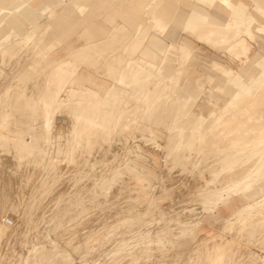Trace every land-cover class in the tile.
Masks as SVG:
<instances>
[{
  "label": "bare ground",
  "instance_id": "6f19581e",
  "mask_svg": "<svg viewBox=\"0 0 264 264\" xmlns=\"http://www.w3.org/2000/svg\"><path fill=\"white\" fill-rule=\"evenodd\" d=\"M39 1L0 0V77L9 62L18 59L20 52L25 51L30 45H34V47L37 45L27 66L0 89V151L11 154V156H6L5 153H0L1 159L4 161L3 165L0 163V168H2L0 170L6 169L4 165L9 159L10 161L6 162L7 170L14 171V168L8 169L7 163L11 165L10 162L14 161L8 157H13L14 164L18 167L21 165L22 169L19 168V171H22L19 175L22 174V177L17 173L20 177L17 178L13 172L14 178L9 171L10 175L7 174L9 178L4 177L5 181L0 180V182H5L4 185H2L3 182L0 183V186L6 187H1L2 190L17 185L12 183L11 185V179L16 183L19 181L20 185L21 178H29L25 176L32 170L34 171H32L33 175L35 172L37 175L38 172H42L41 180L33 185L32 190L28 186L26 188L30 189V193H25L31 199L26 201L29 206L21 212L22 224L27 225L28 230L37 228L41 223L43 225L51 224L50 230L58 232L65 221L68 222V220L74 219L73 215L84 212L89 205L86 207L85 202L84 204L81 202L78 194L77 199L70 200L65 206L59 203L63 200H60L58 196L60 194L62 196L71 184L66 186L63 182L65 185L62 187L66 186V189L64 192L62 188L60 192L61 185L56 184L60 178L59 175L56 176L58 173L57 162H62L64 159L68 165L77 160L76 165L73 163L74 165L69 167L75 166L71 168V171L79 173L80 176L83 174L81 172L84 166L85 174L89 170L94 171L98 161L97 158L93 161H91L92 158L89 160V156L94 154L93 151L100 148L102 143L107 142L109 148V140L112 135L115 137L117 134L129 131L128 135L125 136L124 133L122 138L114 139V142L119 140L121 144L124 143L121 149L123 153H120L121 151H116V153L119 152L121 157L123 154H128V156L132 154V160L130 159L133 163L132 166H129L128 159H125L118 166L112 167L111 165L112 168H109L108 174L102 175L106 171L103 169L102 174L94 176L90 196H87L89 197L87 200L88 204L91 203L90 206H93L92 210L94 206L102 204L103 199L101 200L100 197L107 198L109 188L115 184L117 186L118 181H122L123 177H126L123 174H127L126 178L130 176L132 185H128L129 182L126 181L128 179L124 178L127 183L124 181L123 183L127 185L125 186L121 182L119 192L116 193L119 197L121 195L122 198L125 196L128 199L127 196L134 192L132 199L127 206L119 203L120 200L116 202L118 197L114 201V198L110 201L121 204L119 207H123L120 211H124L125 214L114 224L110 223V220L114 218L109 217L108 221L111 225L108 222L102 224L104 228V225L108 224L105 230L98 232L95 229L91 232L88 231L90 226H84V229L88 227L87 233L83 231L80 235L86 233L84 242H90V246L83 250L85 254L100 245L111 231L122 226L128 228L129 222H133L134 219L143 222V219L146 220L150 215V208L144 207L141 210L130 212L134 206L150 200L149 193L147 194L146 191L148 183L142 182L144 179L148 180V173L135 166L134 160L139 158V149L134 145H125L128 138H130L129 143L130 140L139 137L142 144L143 142L150 143L151 147L162 154L164 164L161 161L160 166L163 165L167 170L166 172L164 167L161 168L165 171L166 180L163 179V171L159 172L162 176H160L161 180L163 179L162 182H166L169 180V176H172L169 175V170L172 168L171 171L175 170L174 173L179 170H187L186 172L192 173L190 175L192 177L190 184L193 183L191 186L187 180L189 175L185 178L186 173L182 174L189 186H187L188 190L187 187L185 188L187 192L185 194L183 192L185 198L182 193L178 195L177 191H175L177 194L173 192L174 187L171 186L173 182L175 183V177L171 180L170 186L168 185L172 188L170 191L177 195L178 200L180 199L179 208L182 201L187 200L186 202H188L194 199L200 205L199 213H204L212 211L218 205H223L224 200L230 198L231 195L245 201L219 222L221 224L217 228L223 233L219 231L217 235H211L205 239H198L194 234V228L199 224L200 217L194 218L197 214L193 211L198 210V206L196 208L185 207V212L188 215L183 212L184 217H172V213L166 224L159 223L160 227L159 224L157 225L159 229L157 230L155 227L157 231L148 236L153 243L151 248L165 249L164 244L171 243L165 237L172 234L177 243L185 237L188 238L191 243L189 252L194 255L192 257L196 258L190 262H185L186 259L179 262V259L175 258L168 262L169 264H264V24L259 21L264 18V0H134L137 5L136 9L132 8L131 0H56L52 6L42 5L36 9L35 6L40 3ZM43 15L45 16L43 17ZM36 16L40 20H36ZM67 40L70 42L69 44H67ZM251 44H255L257 47L252 54L250 53ZM62 45H65L66 49L64 48L62 58L57 60L52 56V52L61 50ZM198 45L221 55V58L213 57L208 63H203V66L210 72V85L206 92H203L200 86H190L187 75L190 63L199 59L195 53ZM235 59L240 61L243 59V61H241L238 70L233 72L231 63ZM80 67L84 69L81 70ZM202 94H207L210 104L217 98H222L223 101L222 103H213V108L203 115L196 110L197 104H195ZM53 114L63 115L68 120L67 133L62 139L63 142L60 141V135H53L54 124L53 116H51ZM12 122L17 124L20 122V125L22 122L24 127L21 125L20 128L19 124H15L16 128H12L14 124H10ZM102 147L101 149L104 151L107 148ZM112 148L115 150L116 147ZM100 153L101 151L98 153L99 156L96 155L98 158ZM120 155H118L119 159ZM1 159L0 162H2ZM28 163L32 164L30 166L33 169L28 168L31 170L30 172L28 169L25 170L29 172L25 175L26 172L23 173L22 165H26V167L23 165L24 168L30 167ZM61 165L65 168L63 162ZM61 165H58L59 168ZM104 165L106 168L110 166L106 163ZM121 165L123 169L119 170ZM86 166L88 167L87 171ZM34 167L39 171L34 170ZM63 167H61L62 171H64ZM174 167H178L179 170ZM66 170L62 174L65 173L67 177H70L72 172L68 176L66 173H69L70 169L66 168ZM62 171L59 170V172ZM135 171L138 172L136 175ZM6 173L8 172L2 171L1 173L0 171V174H3L2 177ZM66 176L65 180H67ZM91 176L93 177V172ZM2 177L0 176V179ZM72 178H75V175ZM76 178L75 180L79 182L80 177ZM25 180L24 182H26ZM33 182L34 180L31 184ZM59 182L62 184L60 180ZM77 183L75 184L78 187ZM161 183L159 185L161 189L154 192L162 193L159 195L164 198L171 192L165 194L164 191L168 190L167 184L162 186ZM5 184L9 186L7 187ZM23 184L18 187L25 191ZM29 184L30 182H28ZM54 184H56L55 187H60L59 190H54L55 192L59 191L58 196L55 193L54 198L56 200L57 196V200L54 201L61 207L56 205L55 210L57 211L51 208L44 209V207H39V204L35 206L36 201L34 207L33 205L31 207L33 199L36 197L33 198L35 193L37 192L39 195L50 193L52 190H48L51 187L53 189ZM90 184L87 181L85 185L88 187ZM177 186L176 189L178 188V192H180L181 185ZM14 188H10L13 190L9 191L10 195H7L8 190L3 191L4 198L7 199L10 196L11 200L10 198L7 200L13 201L14 195H11V192L14 193ZM84 188L82 187L83 191ZM72 191L74 190L69 192ZM18 192L17 189L14 194ZM49 193L47 195L50 197ZM169 196H171L170 204H172L174 194ZM15 197L17 201V196ZM45 197L46 194L44 200L49 198ZM162 197L161 199H163ZM4 198H0V207L3 205L5 207L6 203L3 204L4 202L11 204L10 201H4ZM54 198L52 197L50 200L53 202ZM37 199L39 200V198ZM157 199L152 201H155L156 204L158 203ZM50 200L48 201L50 202ZM124 200L122 199L120 202H124ZM251 201L254 202V206L250 205ZM110 202L109 204H111ZM39 203L41 202L39 201ZM159 203L158 205L161 207L162 204ZM161 203H165L164 200ZM166 203L169 202L166 201ZM7 206L9 207V205ZM100 206L97 207L100 208ZM170 206L176 210L177 206ZM160 207L156 208L161 209ZM137 208L139 209V207ZM17 210L19 209L17 208ZM51 210L54 212L45 216ZM161 210L164 211V209ZM71 211H74V214L70 213ZM0 212L2 214L0 215V237L4 234L5 236L6 234L14 237L19 236L22 231L16 230L13 222L10 227L6 226L4 224L6 218L3 217L2 211ZM114 212L113 209L111 213ZM160 212L162 213V211ZM92 214L86 215L87 221L91 220ZM135 216L138 219L134 218ZM97 217L95 216L93 222L98 219ZM84 218L79 225L74 226L81 227V223L86 221ZM100 218L102 217L100 216ZM90 222L92 223V221ZM97 224L99 225V223ZM93 225L96 226V224ZM174 225L175 230L172 231ZM7 229H9L8 233ZM72 229L74 230V227L71 230L68 229V232L72 231L67 236L68 239L73 238V233L77 235ZM79 229L81 230V228ZM231 229H234V232L231 233ZM224 233H228V236H225ZM64 234L65 232H58L57 242L53 244V248L57 251L51 255L54 257L56 254L61 261L56 262V259L45 257L42 255L43 252L36 250L34 264H39L37 261L42 264H74L71 256L60 246ZM125 237L124 235L114 239L115 243L110 250H107L109 256L110 253L119 256L126 254L122 258L129 257L131 259L130 256L134 254L132 252L127 255L130 248L126 249L128 245L124 246V243L130 239L141 238L142 235L130 236L129 239H125ZM179 238L182 239L179 240ZM75 240H73V244ZM49 241L51 238L47 239V242ZM63 241L68 242L66 239ZM16 242L14 241V243ZM73 244L71 242L70 246L66 247H71ZM109 245L111 244L109 243ZM252 245L258 252L261 250V253H254L251 250ZM38 248L46 250L43 245ZM82 248L80 249L82 250ZM50 249H52L51 246ZM79 251L76 250V252ZM95 253V255L98 254V252ZM94 254L93 256L96 257ZM93 256L90 258H94ZM1 262L4 264L3 261ZM146 263L149 262L145 260ZM130 264L135 263L132 260Z\"/></svg>",
  "mask_w": 264,
  "mask_h": 264
},
{
  "label": "rangeland",
  "instance_id": "374dc122",
  "mask_svg": "<svg viewBox=\"0 0 264 264\" xmlns=\"http://www.w3.org/2000/svg\"><path fill=\"white\" fill-rule=\"evenodd\" d=\"M55 1L56 0H40L39 2L40 3H38L36 6H35V8L37 9V8H39L40 6H52V5H54V3H55ZM131 5H132V8H134V9H136L137 8V5H136V3L134 2V0H131ZM43 14H45V13H43ZM45 15H43V17H44ZM40 20V18H38V16H36V20ZM42 20V19H41ZM259 21L262 23V24H264V18H262V19H259ZM70 42L67 40V44H69ZM200 45H198V46H196V49H195V53L199 56V59L197 60V61H195V62H191L190 63V66H189V70H188V73H187V75L189 76V85L190 86H200L201 87V89L203 90V92H206L207 91V89L209 88V85H210V83H209V75H210V72H209V70L207 69V68H205L204 66H203V63H208L209 61H211L212 60V58L213 57H219V58H221L220 56L221 55H219V54H217V53H214V52H212L211 50H208L207 48H205V47H202V46H200ZM250 53L252 54L255 50H256V45L255 44H251L250 45ZM36 48H37V45L34 47V45H30V47H28L25 51H23V52H20L19 53V57H18V59H15V60H11L10 62H9V64L4 68V73L2 74V76L0 77V89L3 87V86H5V85H7L10 81H11V79L13 78V77H15L17 74H19L26 66H27V63H28V61L31 59V56L35 53V50H36ZM65 48V45H62V49L61 50H57V51H53L52 52V56L54 57V58H56L57 60H59V59H61L62 58V56H63V53H64V50L66 49H64ZM59 49V48H58ZM27 56V57H26ZM241 61H243V59H241ZM241 61L239 60V59H235L232 63H231V70L233 71V72H236L237 70H238V68H239V66H241ZM196 67V68H195ZM80 69L81 70H83L84 68L83 67H80ZM105 80L106 81H108V79L107 78H105ZM109 82V81H108ZM109 84V83H108ZM62 97V96H61ZM222 98H217L216 100H215V102H212L211 104L208 102V96H207V94H202L197 100H196V102H195V104H197V111H199L200 113H202L203 115H205V114H207L212 108H213V103H222ZM51 116H53V129H52V132H53V135L55 134V135H60V141L61 142H63L64 140H62V139H64V137L66 136V134L65 133H67V127H68V123H67V118L65 117V116H63V115H59V114H53V115H51ZM164 118V117H163ZM21 121V120H20ZM14 122H12V123H10V124H13ZM15 124H17V123H14L13 124V126L15 125ZM19 124V127L22 125V122H21V125H20V122L18 123ZM17 124V125H18ZM17 125H15L14 127L12 126V128H16V126ZM9 126V125H8ZM22 127H24L23 125H22ZM162 127V126H161ZM10 128V127H9ZM21 128V127H20ZM125 133V136H126V134L128 135V133H129V131H128V133L125 131L124 132ZM124 133H121V134H117V135H115V137H114V135H112V138L109 140V148H108V142L107 143H102V146H105V147H107L106 149H105V151L104 150H102L101 149V147L99 148H97L96 150H94L93 152H94V154H92V156L90 157L89 156V160H91L90 158H92V160L91 161H93L94 159H96L98 162L95 164V170L94 171H91V170H89V171H87V169H88V167L86 166V171H87V173L85 174L83 171H84V167H82V172H81V170H80V172L81 173H83V174H81V176H82V178H81V176H80V174L79 173H77V172H73V171H71V168H73V167H75V166H73V167H69V166H72V164L74 163L75 164V162L77 161H75L74 160V162L73 163H69V164H71V165H67L66 164V162H65V160L64 159H62V162H63V165H65V168L61 165L62 164V162L61 161H59V162H57V167L59 168V164L61 165L60 166V168H59V170L61 169V171H62V168L61 167H63L64 168V171L66 170V168L67 169H70L69 171V173L67 172L66 174H68V176H69V174L72 172V174H70L71 176L70 177H67L66 175H65V173L64 174H62L64 171H62V172H59V170H58V168H57V172L58 173H61L62 174V176H60L61 174H56V176H58L59 175V177L63 180V178H64V180H65V176H66V178H67V180H65V181H67V182H65L64 180L62 181L60 178H58V182L56 183L57 185L59 184V186L61 187V189H60V187L59 188H57V187H55L56 186V184H54V188L52 189V187H51V189L50 190H48V191H51L49 194H51L50 195V197L52 198H54V195H55V193H56V195L57 194H59V191L57 192H55L54 190H59L60 189V192H61V190H62V185H65L66 184V186H68L69 185V183L71 184V186L69 185L68 186V189H66V186L63 188V191L65 192V190L64 189H66V192L61 196V194H60V196H58V198H60V200H63V202L62 201H59V203L60 204H63V206H65V205H67V203L70 201V200H74V199H77L78 198V196H79V199L81 200V202L84 204V202H85V204H86V210L84 211V212H82V213H78L77 215H73L74 216V219L72 218V219H70V220H68V222L67 221H65V223L63 222V219H62V222L64 223L62 226H61V228H59L58 229V232L59 231H62V232H65V234H64V236L61 238V239H63V240H68V242H64L63 240L60 242V246H61V248L62 249H64L70 256H71V258H72V263H74V264H130L131 263V261L133 260V262L135 263V264H145V260L146 261H148L149 263H146V264H169L168 262H170L171 260H173V259H175V258H178L179 259V262H182L184 259H186V261L185 262H190V261H192V259H194V258H196V257H192V256H194L193 254H190V252H189V248H190V246H191V243L189 242V239L187 238L186 239V237H185V239H182V238H179V240L180 239H182L179 243H177V241H176V239H175V237H174V235H172V234H170V235H168V236H166L165 237V239H167V240H169L171 243L169 244H164L165 245V249H160V250H157V249H154V248H151L152 247V245H153V243L151 242V238H149L148 236L150 235V233H151V235L154 233V232H156L159 228H157L158 226L160 227V224L161 225H164V224H166V222H167V220H170V216L172 215V213H173V215H172V217H175V216H179V217H184V213L183 212H185V207H189V206H191V207H189V208H196L197 206V208H198V210L197 209H195V211H193V212H195L197 215H195L194 216V218L196 217V216H199L200 217V221H199V224L194 228V234H195V237L196 238H198V239H205V238H207V237H210L211 235H217V233H219V228H217L221 223H219V222H221V220L222 219H224V218H226L233 210H235L236 208H238V207H240L242 204H244L245 203V201L243 200V199H241V198H238V197H236V196H234V195H231L230 196V198H227L226 200H224V204L223 205H218V206H216L215 208H213L212 209V211H205L204 213H199V211H201V209H200V205L198 204V202H196L194 199L193 200H189L188 202H184V201H182V203H183V205H182V203H181V206H180V208L178 207L179 205H180V203H179V201H180V199L178 200V198H177V193H178V195H181V193L183 194V192H184V194H185V192H187L186 190H185V188L188 186L187 185V181H186V179H184V176L182 175L183 173L185 174V178L186 177H188V175H189V177L187 178V180H188V184H190V180H191V176L190 175H192V173H189V172H186L187 170H185V171H180L179 170V168L178 167H174V169L176 168H178V170L180 171H178L179 173H180V175L178 176V172L176 171V173H174V171L172 172L171 170H173V168L172 169H170L169 171H170V174L169 175H172L171 177L169 176V180H167L166 182H162L163 181V179L164 180H166V178L167 177H165L164 176V173H165V171L167 172V170H166V168L162 165V166H160L162 163L164 164V162L162 161V158H163V156H162V154L161 153H159L158 151H156V149L155 148H153V147H151V145H150V143H144L143 142V144H142V140H140L139 139V137H136V138H134V139H132V140H130V142L128 143V141H129V139L130 138H128V141H126V143H125V145H134V146H137L138 147V153H139V158L137 157V159H135L134 161H135V166L136 167H138V168H140V169H143V170H146L147 171V173H148V180L147 179H144V180H142V182H144V183H148V186H147V189H146V191H147V194H148V196H149V198H150V200H146L145 202H143L142 204H139V205H137V206H134V209L132 210L131 209V211L130 212H135V211H137V210H141V209H143L142 207H144V208H150V215L146 218V220L145 219H143V222H141V221H135L136 219H134L133 220V222L131 221V222H129V226H128V228H125V227H121V228H118V229H116L115 231H111V233H109L108 234V237L107 238H105L104 240H103V242L100 244V245H97L93 250H91L90 251V253H87V254H85L84 253V251L83 250H85V247L86 248H88L87 246H90L89 244H90V242L88 243H85L84 242V239H85V234L87 233V228L90 226L91 228L94 226L95 228L93 229H91V228H89V230L88 231H91V230H97L98 232L99 231H103V230H105V228L108 226V224L109 225H111L110 223H112V224H114V222L115 221H117V219H119L121 216H123L124 214H125V212L123 211V212H121L120 211V209L124 206L123 204H125L126 206L128 205V203L131 201V199H132V195H133V193L134 192H131L130 194H131V197H130V194H129V196H127L128 197V199L127 198H125V196H123L124 198H125V200H124V198H122L121 197V195H120V197L117 195V193L116 192H119L118 190H119V187H121V184L123 183V181L125 182V179H128V180H126V181H128L129 183H128V185H132L131 184V182H130V180L131 179H129L130 178V176H128V178H126L127 177V174H123V176H126V177H123V179H122V181L121 180H119L118 181V184H117V186H116V184L115 185H112L110 188H109V190H108V196H106L107 198H104L103 196H101L100 197V199L102 200V204L101 203H99V205H97V206H100V208L99 207H97V206H94V208H93V210H92V205L90 206V204H88V198L89 197H87V196H90V191H91V185H92V182H93V180H94V176H97V175H100V174H102V172H103V169L104 170H106L105 172H103V174L102 175H105V174H108L109 173V168L111 169L112 167H114V166H118V165H120L121 164V162H123V160H125V159H128V161H127V163H129V166H132L131 164H133L131 161H130V159L132 160V154H129V156H128V154L127 155H125V154H123L124 155V157H123V155H122V157H121V155L119 154V152L121 151V149L123 148L122 147V145H124V143H122L121 144V141H119V140H117V142H116V140H115V142H114V139H119V138H122L123 137V135H124ZM123 134V135H122ZM63 135V136H62ZM120 135V136H119ZM129 137V136H128ZM111 140H113V141H111ZM141 141V142H140ZM111 143V144H110ZM117 143V144H116ZM128 143V144H127ZM115 144H116V146H115ZM147 144H149L150 146H146ZM113 145V146H112ZM110 146H112V147H116L115 148V150H114V148H112V147H110ZM103 148V147H102ZM101 149V150H100ZM104 149V148H103ZM113 149V150H112ZM0 150H1V148H0ZM110 150H112V151H110ZM96 151V152H95ZM101 151V153H100V157L98 158L97 156H99V152ZM103 151V152H102ZM116 151H119L118 153H116ZM156 153H155V152ZM3 152V154L5 153V155L6 156H11V154H9V153H7V152H4V151H2ZM1 151H0V153H2ZM111 152H112V154H111ZM120 153H123V151H121ZM3 154H1V155H3ZM115 154V155H114ZM141 154V155H140ZM97 155V156H96ZM102 155V156H101ZM118 155H120V159H119V157H118ZM95 156V157H94ZM114 156V157H113ZM105 157H109L108 158V160H107V158H105ZM117 157V158H116ZM141 157V158H140ZM4 158V157H3ZM8 158H11L12 160L11 161H13V163L12 162H10L11 163V165L12 166H14V167H12L11 165H9V163H7L8 164V169L11 167L14 171H10V169L9 170H7V166H6V162L7 161H10ZM7 159V161L5 160V159H3V160H5L6 162H5V167H6V169L5 170H0L1 171V173H2V171H5V172H8V173H6L5 174V176H3L2 177V175L3 174H0V176L3 178H1L0 180H4L5 181V178L4 177H7V179L9 178V176H7V174H9V171H10V174H11V176H13L14 178H15V174H16V177L17 178H20V177H22V174H20L19 175V173H22V171H19L20 169H21V165H19V167L16 165V164H14V162H15V159L13 158V157H8ZM122 158V159H121ZM0 159H1V156H0ZM78 159V158H77ZM100 159H101V161H100ZM103 159H105V160H103ZM113 160L114 162L112 163L111 161ZM120 160V161H119ZM1 161H2V159H1ZM78 161H79V159H78ZM110 161V162H109ZM161 161H162V163H161ZM4 161H2V162H0V163H2V165L4 164L3 163ZM61 162V163H60ZM116 162V163H115ZM107 164V165H110V166H108L107 168H106V165H104V164ZM109 163H111V164H109ZM25 164H27V163H25ZM25 164H23L25 167H26V165ZM73 164V165H74ZM77 164V163H76ZM75 164V165H76ZM115 164V165H114ZM22 165V168H23V173L25 174V172H26V174L25 175H27V173H29L32 169H33V167L31 168V166L30 165H32V164H29L28 163V165L30 166V167H28L27 166V168H24V166ZM69 167H67V166ZM111 165H112V167H111ZM104 166V168H102ZM0 167H1V165H0ZM5 167H3V168H5ZM16 167V168H15ZM97 167V168H96ZM162 167H164V169H165V171H163L161 168ZM18 168V169H17ZM20 168V169H19ZM28 168H30L31 170H29ZM119 170H122L123 169V166L121 165V166H119ZM0 169H2V168H0ZM16 169V170H15ZM29 170V172L28 171H25V170ZM101 169H102V171H101ZM7 170V171H6ZM17 170H18V172H17ZM22 170V169H21ZM34 170H36L35 169V167H34ZM73 170V169H72ZM108 170V171H107ZM163 171V173H162V171ZM16 171V172H15ZM33 171V170H32ZM31 171V172H32ZM36 171H39L38 170V168H37V170ZM66 171H68V170H66ZM65 171V172H66ZM85 171V172H86ZM97 171V172H96ZM149 171V172H148ZM161 171V172H160ZM14 172V175H12V173ZM29 173L27 176H25V175H23V176H25V177H29V178H25V179H27V180H25V179H23V178H21L22 179V183L20 184V185H22L23 184V182H24V180L27 182H30V184L28 185V182H27V184H26V182H24V186H22V188L24 187L25 188V191L24 190H22L21 189V187L19 188L18 186H20L19 185V181L17 180V178H16V180L18 181L17 183L16 182H14L11 178V182L10 181H7V182H10V184L12 183V184H17L16 186H13L12 184V186L10 187L9 185V183H7L6 182V184H9V185H6L8 188L7 189H5V190H2V188H6V187H4V186H0V193H2V194H0L1 196H0V198H4V196H3V191H7L8 190V193H7V195H10V192L9 191H13V190H10V188L12 189L13 187H15L14 188V193H16L17 192V189H18V191L19 192H22V193H24V194H22V193H17V194H14L13 192H11V195H14L13 196V198H12V200L13 201H10L11 200V198H10V196H8V198L7 199H9L10 198V200H7L6 198H4V201L5 200H7V201H10V203L11 204H8V202H4L3 204H5L6 203V205H5V207H4V205L2 206V207H4L5 208V210L3 211V209L4 208H2V207H0L1 209H0V211H2V213H3V217L5 216V221H4V224L6 225V226H8V227H10L11 226V222H13V224H14V226L16 227V230H21L22 231V233L19 235V236H16V237H14V236H12V235H9V234H6V236H5V234L4 235H2L1 237H0V264L2 263L1 261H3V263L4 264H34V262L36 261H34V259H35V253H36V250H38V251H41V253L43 252V254L42 255H44L45 257H51V258H53V260L54 259H56V262H60L61 260H60V258H59V256H57L56 254H55V256L54 257H52L51 255H52V253L54 254L57 250H55L54 248H53V244H55L56 242H57V238H56V236H58V232L56 231V232H52L51 230H50V225H43V223H41V224H39V226L37 227V228H34V229H30V230H28V227H27V225H25V224H22V211L23 210H25V208H27L29 205H27V203H26V201L27 200H30L31 198L29 197V195H27L28 193H30V189L33 187V185L34 184H36L37 182H38V180H41V176H42V172L41 173H39L38 172V175H37V173H36V176H35V173H34V175H33V172L32 173ZM92 172H93V177L91 176L92 175ZM96 174H95V173ZM136 173H135V175L138 173L137 171H135ZM162 173V176H163V179L161 180V174L160 173ZM171 172H172V174H171ZM4 173V172H3ZM17 173H18V175L20 176H18L17 175ZM174 173V174H173ZM9 174V175H10ZM91 174V175H90ZM95 174V175H94ZM177 174V175H176ZM31 175H33V177H34V179H33V177L31 178V180L33 179L34 180V182L31 184V182L33 181H31L30 180V177H31ZM74 175H75V178H72V177H74ZM176 175V176H175ZM10 176V177H11ZM64 176V177H63ZM80 177V180H79V182H78V180H75V179H77L76 177ZM161 176V177H160ZM181 176V178H178L177 179V177H180ZM182 176H183V178H182ZM165 177V178H164ZM175 177V178H174ZM13 178V179H14ZM35 178H36V180H35ZM174 178V180H175V183L173 182L172 183V188H173V192H175V191H177V193L175 194V193H173V192H171L172 191V188L171 187H169L170 185V183H171V180ZM9 179V180H10ZM21 179H19L20 181H21ZM29 179V180H28ZM75 181V182H71V181H73V180ZM79 179V178H78ZM87 179V180H86ZM89 179V180H88ZM160 180V182H159V180ZM59 180L62 182V184L59 182ZM92 180V181H91ZM139 180V179H138ZM180 180H182L181 182H179ZM183 180H185L184 182H183ZM193 180V179H192ZM4 181H1L0 183H2L3 182V184L2 185H4ZM79 183H77V182ZM88 181V183L90 184V185H88V187H87V185H85L86 184V182ZM132 181V180H131ZM141 181V180H140ZM63 182L65 183V184H63ZM122 182V183H121ZM162 182V183H161ZM192 182V181H191ZM73 183H74V185H73ZM75 183H77V185H78V187L76 186V184ZM85 183V184H84ZM125 183H127V182H125ZM125 183H123V184H125ZM160 183H161V185L162 186H164V185H166V187L168 188V190L167 191H164L165 192V194H168L169 192H171L170 194L171 195H173L174 194V196H175V199H174V196L172 197L173 198V201L175 200L176 201V199L178 200L177 202L179 203H177V202H173L172 201V204H170L171 203V196H167V195H165L164 196V198L161 196V195H159V194H162V193H158V192H154L155 190L157 191V189L159 190V189H161V187H159V185H160ZM166 183V184H165ZM68 184V185H67ZM83 184V185H82ZM178 184H180L181 185V187H180V185H178L179 187H180V189H179V191L180 192H178V188L176 189V186ZM185 184H186V186H185ZM193 183H191L189 186H191ZM31 185V186H30ZM82 185V186H81ZM127 184H125V186H126ZM169 185V186H168ZM176 185V186H175ZM183 185V186H182ZM27 186H28V188L30 187V189H26L27 188ZM73 186V190L74 191H72L71 193L69 192L70 190H72L71 189V187ZM74 186H76L75 187V189H74ZM81 186V187H80ZM87 187V189H86V187ZM115 186V187H114ZM177 186V187H178ZM188 186V187H189ZM2 187V188H1ZM82 187L85 189L84 191L86 192H84L83 191V189H82ZM115 188V189H111V188ZM159 187V188H158ZM183 187H184V189H183ZM188 187H187V190H188ZM23 188V189H24ZM56 188V189H55ZM78 188V189H77ZM163 188V187H162ZM181 188H182V190H181ZM20 189V190H19ZM170 189H171V191H170ZM22 190V191H21ZM28 190V191H27ZM32 190V189H31ZM76 190V191H75ZM83 192H82V191ZM115 190V191H114ZM24 191V192H23ZM35 191V190H34ZM114 191V192H113ZM150 191V192H149ZM153 193H152V192ZM27 194H26V193ZM67 192H69V193H67ZM47 192L46 193H43V194H41V195H39L37 192L35 193V195L33 196V202H32V204H31V207H32V205H33V207H34V202L36 203L35 204V206L36 205H38L39 204V207H44V209H48V208H51L52 210L54 209V211H57V210H55V208H56V205H58V207H61V205L60 204H55V201L57 200V196H56V200H55V198L53 199V202H52V200H50L51 198L49 197V195H47L48 194ZM63 193V192H62ZM74 193V194H73ZM111 195H110V194ZM155 193V194H154ZM45 194H46V197L48 196L49 198L47 199L46 197V199L47 200H44V196H45ZM77 194H78V196H77ZM150 194H151V196H150ZM152 194H153V196H152ZM183 194V197L185 198V195ZM53 195V196H52ZM116 195V196H115ZM156 195H158L159 196V198L157 199V197L158 196H156ZM6 196V195H5ZM15 196H17V201H19L18 203H17V201H16V197ZM22 198H21V197ZM111 196V197H110ZM67 197V198H66ZM83 197V198H82ZM85 197V198H84ZM87 197V198H86ZM108 197H109V199H108ZM118 197V199H116L115 200V198H117ZM130 197V198H129ZM151 197H152V199H151ZM161 197L163 198V199H161ZM179 197V196H178ZM191 197H193V196H191ZM27 198V199H26ZM37 198H39V200L37 199ZM43 198V199H42ZM65 198V199H64ZM114 198V199H113ZM157 199L156 200V202H160L159 204H162L161 205V207H160V205H158V203H156L155 204V201H152V200H154V199ZM170 198V199H169ZM180 198H181V196H180ZM183 198V199H184ZM23 199V200H22ZM105 199H107V200H109V201H104ZM113 199V201L115 200L116 202H117V200H120V201H122V199L124 200V202H120L119 201V203H121L123 206L122 207H119V206H121V204H119V203H116V202H113L112 201V203L110 202L111 200ZM167 199V200H166ZM48 200H50V202L48 201ZM55 200V201H54ZM65 200V201H64ZM163 200H164V202L165 203H161V202H163ZM168 201L169 203H166V201ZM15 201H16V203H15ZM24 203H23V202ZM39 201L41 202V203H44V204H46V205H44V204H41V203H39ZM42 201H44V202H42ZM193 201V202H192ZM0 202H1V199H0ZM2 202H3V200H2ZM13 202V203H12ZM48 202H49V204H48ZM104 202H105V204H104ZM109 202L111 203V204H109ZM192 202V203H191ZM20 203V204H19ZM119 204V205H116V204ZM175 203V204H174ZM187 203H188V206H187ZM251 204L250 205H252V206H254V202L253 201H251L250 202ZM13 204V207H11V205ZM15 204V205H14ZM42 206H41V205ZM108 204H109V206H108ZM153 204H154V207H153ZM163 204H164V206H167V204H169L168 206L170 207H165L166 208V210L168 211H166L165 210V208H164V206H163ZM186 204V205H185ZM193 204H195V205H193ZM7 205H9V207L7 206ZM18 205V207H16ZM52 205V206H51ZM116 207H115V206ZM156 205V206H155ZM170 205H174V207H176V210L172 207V206H170ZM185 205V206H184ZM0 206H1V203H0ZM6 206L8 207L7 209H6ZM51 206V207H50ZM104 206V207H103ZM111 206V207H110ZM108 207H110V208H108ZM119 207V208H118ZM137 207H139V209L137 208ZM156 207H160L161 209H164V211L163 210H161V209H158V208H156ZM17 208L19 209V210H17ZM108 208V209H107ZM117 208H118V210H117ZM172 208H173V210H172ZM8 209H10V210H8ZM89 211H88V210ZM114 209V213H111L112 212V210ZM117 211H116V210ZM154 209H155V211H154ZM184 209V210H183ZM52 210L50 211V212H48V213H46L45 214V216L46 215H48V214H50V213H53L52 212ZM182 210V211H181ZM94 211H95V214H94ZM111 211V212H110ZM160 211H162V213L160 212ZM170 211H171V214H170ZM180 211V212H179ZM8 212H9V214H8ZM127 212H129L128 210H127ZM154 212V213H153ZM70 213H72V214H74V211H71ZM93 213V214H92ZM119 213V214H118ZM168 213V214H167ZM191 213V212H190ZM199 213V214H198ZM89 214H92L93 215V219L91 218V220L90 221H92V223L90 222V221H87L88 219H86V215H89ZM111 214V215H110ZM161 214V215H160ZM166 214V215H165ZM175 214V215H174ZM0 215H2L1 214V212H0ZM7 215V216H6ZM12 215H14V217H12ZM110 215V216H109ZM118 215H119V217H118ZM185 215H188L186 212H185ZM75 216H77V217H75ZM95 216L97 217V216H101L102 218H100L99 219V217H97L96 219L98 220H95V222H93V220L95 219ZM103 216H105V217H103ZM169 216V217H168ZM12 217V218H11ZM85 217V218H84ZM109 217L111 218V217H113L114 219H112V220H110L109 219ZM154 217H155V219H154ZM166 217V218H165ZM9 218V219H8ZM11 218V219H10ZM83 218H84V221H85V219H86V221H85V223H81L82 225H80L81 227H79V228H81V230L78 228V227H75L76 225H79L80 224V221H82L83 220ZM87 218H90V216L88 217L87 216ZM134 218H137L138 219V217H134ZM154 219V220H153ZM11 220V221H10ZM108 220H110V221H108ZM79 222V223H78ZM90 223V225H89V223ZM103 222H108V224H106V225H104L105 226V228L102 226V224H105V223H103ZM110 222V223H109ZM139 222V223H138ZM7 223V224H6ZM78 223V224H77ZM97 223H99V225L97 224ZM142 223V224H141ZM160 223V224H159ZM172 224H174L173 222H171ZM93 224H96V226L95 225H93ZM132 224V225H131ZM148 224V225H147ZM153 224V225H152ZM159 224V225H158ZM20 225V226H19ZM75 225V226H74ZM88 225V227H85V229H84V226H87ZM93 225V226H92ZM131 225V226H130ZM136 225V226H135ZM146 225H147V227H146ZM158 225V226H157ZM21 226H22V229H21ZM19 229H18V228ZM26 227V228H25ZM47 227V228H46ZM72 227H74V232H75V234H77V235H74V233H73V238H75L76 240H77V242H76V240L75 239H68L67 238V236H69V234L72 232V231H70V232H68V229L69 230H71V228ZM102 227V228H101ZM155 227L157 228V230L155 229ZM39 228V230H37ZM46 228V229H45ZM83 228V229H82ZM234 228V227H233ZM99 229V230H98ZM120 229V230H119ZM9 229H7L6 230V232L8 231ZM24 230H25V232H24ZM67 230V231H66ZM80 232H79V231ZM120 232H119V231ZM137 230V231H136ZM175 230V225L173 226V230L172 231H174ZM83 231L84 232H86L85 234H81L80 235V233L82 232L83 233ZM118 231V232H117ZM9 232V231H8ZM7 232V233H8ZM92 232V231H91ZM122 232H125V233H122ZM220 232H222V231H220ZM231 233L232 232H234V229H231V231H230ZM230 232H229V236H230ZM30 233V234H29ZM79 233V234H78ZM117 233V234H116ZM223 233V232H222ZM45 234V235H44ZM116 234V235H115ZM224 234H226V233H224ZM42 235V236H41ZM44 235V236H43ZM126 236L125 237V239L126 238H131V237H133V236H139V235H142V237L140 238H135V239H130L127 243H124L123 241H122V245H123V243H124V246L126 245H128L127 247H126V249H129L127 252H128V254L127 255H130V254H132V252H133V254L134 255H131L130 257H131V259L129 258V257H125V258H122V256H126V254H124V255H121V256H119L118 254H114V253H110V256H109V254H107V250H110V248L112 247V245L115 243V241H114V239H116V238H119L120 236ZM23 236V237H22ZM131 236V237H130ZM225 236H228V233L225 235ZM5 237V238H4ZM19 238V239H18ZM48 238H51V241H49V242H47V239ZM65 238V239H64ZM82 238V239H81ZM2 239V240H1ZM22 239H23V241H22ZM112 239V240H111ZM244 239V238H243ZM243 239H241L242 241H243ZM73 240H75V243L73 244ZM134 240H136V241H134ZM163 240V239H162ZM241 240H239L240 242H241V245H243L242 244V241ZM10 241V242H9ZM14 241H17L16 243H14ZM245 241V240H244ZM71 242H72V244L73 245H71V247H66V246H70V244H71ZM113 242V243H112ZM80 243H82V244H80ZM109 243L111 244V245H109ZM244 243V242H243ZM257 242L255 241V244H256ZM87 244V245H86ZM104 244V245H103ZM108 244V245H107ZM245 244V243H244ZM3 245H4V247H3ZM14 245V246H13ZM44 246L45 248H46V250H42V249H40V248H38V247H41V246ZM50 246L52 247V249H50ZM105 246H107L106 248H105ZM244 246V245H243ZM243 246H241V247H243ZM82 248V250L80 249V248ZM129 247V248H128ZM144 247V248H143ZM154 247V246H153ZM252 247L253 248H251V246H250V248H251V250L254 252V253H261L260 251V249L258 248V250H260L259 252L257 251V249H256V247L254 246V245H252ZM2 248H3V251H2ZM69 248V249H68ZM156 248V247H155ZM255 248V249H254ZM79 249H80V251H79ZM7 250H9V251H7ZM76 250L77 251H79V252H76ZM151 250V251H150ZM95 252H98V254L97 255H95L96 253ZM3 253H4V255H3ZM7 253V254H6ZM79 253V254H78ZM95 253V254H94ZM159 253V254H158ZM163 253V254H162ZM6 254V255H5ZM93 254L96 256V257H94L93 256ZM107 254V255H106ZM8 255V256H7ZM80 255V256H79ZM118 255V256H117ZM90 256L92 257H94V258H90ZM116 256H117V258H116ZM183 256V257H182ZM186 256V257H185ZM189 256H191V257H189ZM156 258V259H155ZM4 259H5V261H4ZM87 259V260H86ZM90 259V260H89ZM100 260V262H99V260ZM148 259V260H147ZM39 264H42L40 261H37ZM94 262V263H93ZM173 263V262H172Z\"/></svg>",
  "mask_w": 264,
  "mask_h": 264
}]
</instances>
